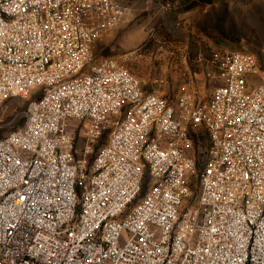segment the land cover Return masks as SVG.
I'll return each mask as SVG.
<instances>
[{
  "label": "built area",
  "instance_id": "built-area-1",
  "mask_svg": "<svg viewBox=\"0 0 264 264\" xmlns=\"http://www.w3.org/2000/svg\"><path fill=\"white\" fill-rule=\"evenodd\" d=\"M125 13L119 0H0V105L44 87L0 138V264H264L263 64L225 52L223 83L206 102L185 91L177 115L120 57L92 63ZM190 126L211 140L196 195Z\"/></svg>",
  "mask_w": 264,
  "mask_h": 264
},
{
  "label": "rangeland",
  "instance_id": "rangeland-1",
  "mask_svg": "<svg viewBox=\"0 0 264 264\" xmlns=\"http://www.w3.org/2000/svg\"><path fill=\"white\" fill-rule=\"evenodd\" d=\"M133 7L130 33L126 38L103 36L95 45L92 63L104 56L120 57L141 81L145 93H156L173 105L177 115L179 97L189 91L197 102L209 100L213 89L223 83L219 58L225 52L246 49L264 66V0H119ZM91 65V64H90ZM89 70V67L86 68ZM44 87L26 97H11L0 105V138L23 121L29 103ZM124 114L113 115L110 127ZM77 147L84 144L81 124L74 121ZM108 128L100 141L108 138ZM186 152L196 160L191 173L194 195L198 172L204 166L210 135L201 126H190ZM147 170L141 194L150 186Z\"/></svg>",
  "mask_w": 264,
  "mask_h": 264
},
{
  "label": "crops",
  "instance_id": "crops-1",
  "mask_svg": "<svg viewBox=\"0 0 264 264\" xmlns=\"http://www.w3.org/2000/svg\"><path fill=\"white\" fill-rule=\"evenodd\" d=\"M125 9H126V13L123 16V18L121 19L120 23L114 29L107 32L105 34V36L103 37L104 39L112 40L116 36H118L119 38L122 37L124 39L130 33L131 28H132L130 22L133 19V17H132L133 7L125 6Z\"/></svg>",
  "mask_w": 264,
  "mask_h": 264
}]
</instances>
